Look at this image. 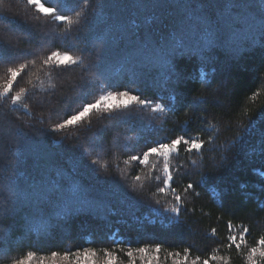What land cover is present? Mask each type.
Listing matches in <instances>:
<instances>
[{
	"label": "trees",
	"instance_id": "1",
	"mask_svg": "<svg viewBox=\"0 0 264 264\" xmlns=\"http://www.w3.org/2000/svg\"><path fill=\"white\" fill-rule=\"evenodd\" d=\"M48 2L49 6L56 4V0ZM197 2L93 0L95 11L90 13L87 6L65 0L61 12L72 17V25L42 15L38 19L26 0H5L0 5V12L15 19L14 25L0 23V43L14 46L17 62L37 60L19 84L29 94L35 93L27 109L13 112V106L0 96L4 105L0 107V230L11 241L0 245V264H13L27 251L36 253L30 264H91L92 260L106 264L105 249L113 253L117 264H157L154 246L161 241L159 264H174L167 258L169 252H180L176 259H182L186 247L190 248L188 264L196 257H200L196 264L204 260L248 264L250 248L264 235V153L259 135L260 125L264 126V48L250 50L238 60L221 52L203 66L191 58L178 61V70L185 77L182 94L186 102L193 97L206 100L202 109L181 105L175 113L154 119L157 114L137 106L132 116L94 113L91 125L85 124L79 131H53L66 115L85 102H94L105 91L130 89L142 94V99L153 100L163 95L153 86L155 73L144 68L149 44L162 43L164 34L178 39L174 26L181 23L185 36L197 41L203 31L199 16H182L184 5ZM200 2L217 13L221 29L231 34L234 44L264 35L260 20L264 0ZM72 8L81 15L77 17ZM85 19L89 23L81 30ZM65 50L81 62L59 74L41 66L40 61L51 51ZM6 82L0 68V93ZM18 90L14 85V91ZM205 118L207 124L202 123ZM25 122L30 126L24 127ZM183 127L193 136L211 141L202 156L181 151L179 157L169 158L174 175L176 169L191 173L177 177L173 186L178 191L187 183L200 185L196 188L199 196L181 192L195 212L184 217L187 224L180 229L148 224L143 217L150 210L139 207L140 202L160 209L174 203L171 195L157 193L158 182L145 179V174L163 175V158L150 157L149 165L144 166L129 157L155 141L183 134ZM202 128H210V132ZM21 131L27 135L20 136ZM91 160L99 163L92 165ZM221 196L223 208L219 206ZM42 201L48 202L52 225L47 236L29 231L26 224L29 211L34 212ZM229 221L235 226L233 232L228 230ZM39 223L35 221L33 228H42ZM241 224L250 233L246 246L237 251L228 247V236L239 235ZM122 239L125 243H119ZM129 243L132 249L151 247L147 254L134 252L129 258ZM84 249H92L96 255L85 260ZM52 252L59 255L53 257ZM65 252H69L67 259Z\"/></svg>",
	"mask_w": 264,
	"mask_h": 264
},
{
	"label": "snow or ice",
	"instance_id": "2",
	"mask_svg": "<svg viewBox=\"0 0 264 264\" xmlns=\"http://www.w3.org/2000/svg\"><path fill=\"white\" fill-rule=\"evenodd\" d=\"M5 0H0V5H3ZM77 5L83 4L87 6L90 13H94L95 9L93 7V0H74ZM27 6L33 8L37 14V18L42 15L43 17H50L55 21L67 22L69 25L73 24L72 17L66 12L62 14L61 8L65 7V0H56L55 6H49L48 0H26ZM183 17L188 15L199 16L198 26L203 29L201 36L197 41H192L185 36L184 24H178L174 26V31L178 34V39L170 38L169 34L163 35V42L160 40L155 42V45L149 44L151 49L149 58L144 63V68H150L155 75L153 76L152 83L154 87H157L163 92L157 100L153 99H142V94H134L132 90H111L105 91V94L100 95L94 100V102H85L81 107L74 112L66 115L62 122L56 123L53 131L63 132L66 129H74L79 131L85 124L91 125V118L94 113H106L111 116L113 113H123L126 116H132L137 106L141 111L148 110L153 114H157L156 118H161L162 116H167L170 112L175 113L180 109L181 105H186L189 109H202L203 105L207 103L199 97H193L190 102H186L185 97L181 91V84L183 83L185 77L182 72L178 70V61L185 58H191L198 60L201 66L213 62L217 58L218 53H225L230 59L238 60L242 58L248 51L254 50L257 47L264 48V35L260 37L259 40L252 41H242L239 45L232 42V36L230 33L223 31L219 24L218 15L215 11H209L205 3L198 0L195 5L188 4L184 5ZM191 9V13L189 12ZM71 11L79 17L81 13L72 8ZM262 23H264V16L260 17ZM0 23L7 25H14L15 19L13 17L4 15L0 12ZM89 23L85 19L84 25L81 26V30L84 26ZM143 40V38H142ZM10 53V55H9ZM16 51L14 46L10 43L3 42L0 43V68L3 69L5 76L7 77L6 87L0 96H3L7 101L13 106L11 111H19L21 109H27L28 100L35 93L29 94L28 90L23 87H19L21 81L28 74L27 70L30 67H35L37 64L36 59L28 61H19L15 59ZM78 58H75L70 54L69 50L63 52L51 51L40 64L42 67L49 70H55L57 73L68 71L73 66L80 63ZM14 66H9V65ZM203 71L200 72V80L203 82ZM28 83H31L29 79ZM14 85L18 88V91H14ZM55 87V85H53ZM118 87V86H112ZM22 96L25 98L22 103ZM0 107H4L3 103H0ZM2 115V114H0ZM207 124V119L202 122ZM24 127H29L27 122L24 123ZM203 132H210V128H202ZM183 134L176 135L175 138L165 137L162 140L155 141L153 144L147 145L146 150H141L135 155L129 157L130 161L138 162V165H149L150 157L163 158V175H156L151 177L145 174V179L154 180L158 182L157 193L163 194L165 196L171 195L174 203L169 208L160 209L151 204H146L145 202H140L139 207H146L150 210L149 215L143 217V221L148 224L155 225L159 223L165 228L175 227L180 229L182 226L187 224V220L184 217L188 216L189 213H194L195 208H189L186 204V196L181 195V192L192 194L194 196H199L200 193L196 192V188L199 184L187 183L180 187L178 191L177 187L173 185L177 183V177L182 175H191V173L184 172L181 173L179 169L175 170V175L173 170H170V157H179L181 151L188 153L189 155L200 154L203 155L206 143L211 141H205L200 137L193 136L187 127L182 128ZM20 136H26L27 133L21 131ZM260 142H261V152L264 153V126L260 125L259 130ZM87 155V151L85 150ZM92 165H97L98 160H91ZM192 165H196V161L192 160ZM264 176V173H261ZM137 181L141 180L140 176H136ZM243 187V185H242ZM23 195V193H21ZM156 205H159V200H157ZM219 206L223 208L224 200L223 197L219 199ZM69 212H65V215H70ZM39 220V225H43L42 228H33L35 221ZM140 220V217H137ZM29 231H39L45 236L50 233L52 228L51 221L49 219V208L48 202L42 201L37 209L29 211L28 219L26 222ZM25 227V224H21V228ZM235 226L228 222L229 232H233ZM250 229L241 224L239 225V235L232 234L228 236V247L233 246L240 251L242 246H246V237L249 235ZM212 234L215 235V229L212 230ZM10 238L7 233L0 230V245L9 244ZM119 243H125L122 239ZM253 247L250 248L248 254V264H264V235H261L259 239L255 240ZM164 246V242H157L154 246V256L153 259L159 264L160 252ZM139 247L132 249L129 243V251L126 255L129 258L133 257L134 252L148 253V248ZM105 256L107 257L106 264H117V260L113 253L104 250ZM190 254V248L186 247L183 249V258L176 259L182 254L180 252H169L167 258H171L174 264H188V255ZM36 255L33 251H27L22 258H17L13 261V264H30L33 257ZM58 252H52V256H58ZM79 257V253L77 254ZM96 255L95 251L92 249H84L83 257L85 260ZM65 259L68 258L69 252L64 253ZM200 257H196L192 261V264H196ZM212 260L216 257L212 256ZM91 264H96L95 260H92ZM151 264V262H149ZM203 264H209L208 260H204Z\"/></svg>",
	"mask_w": 264,
	"mask_h": 264
},
{
	"label": "rangeland",
	"instance_id": "3",
	"mask_svg": "<svg viewBox=\"0 0 264 264\" xmlns=\"http://www.w3.org/2000/svg\"><path fill=\"white\" fill-rule=\"evenodd\" d=\"M21 102H22V103L24 102V101H23V98H22Z\"/></svg>",
	"mask_w": 264,
	"mask_h": 264
}]
</instances>
